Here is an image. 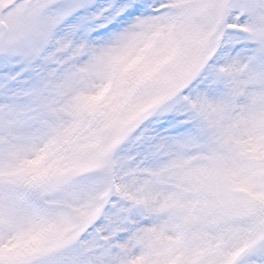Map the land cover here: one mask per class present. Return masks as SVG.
<instances>
[{
  "label": "snow or ice",
  "instance_id": "obj_1",
  "mask_svg": "<svg viewBox=\"0 0 264 264\" xmlns=\"http://www.w3.org/2000/svg\"><path fill=\"white\" fill-rule=\"evenodd\" d=\"M0 264H264V0H0Z\"/></svg>",
  "mask_w": 264,
  "mask_h": 264
}]
</instances>
